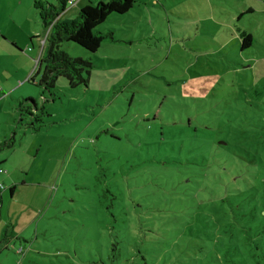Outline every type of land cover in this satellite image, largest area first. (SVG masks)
<instances>
[{"label": "rangeland", "instance_id": "374dc122", "mask_svg": "<svg viewBox=\"0 0 264 264\" xmlns=\"http://www.w3.org/2000/svg\"><path fill=\"white\" fill-rule=\"evenodd\" d=\"M41 1L57 4L0 0V143L15 139L0 152V264H192L188 248L206 243L193 239L195 218L208 201L188 188L190 167L179 162V144L209 127L215 134L203 138L218 143L228 113L249 130L244 150L253 153L259 172L256 180L249 176L256 191L245 208L235 200L233 208L223 206L237 231L233 239L224 226L222 246L232 240L240 248L250 245L239 264H264V164L258 163L264 133L255 128L257 121L264 126V10L239 20L222 12L235 9V2L213 0V21L236 28L224 35L250 33L254 44L243 52L238 45L222 49L224 61L195 63L194 49L205 56L215 49L208 37L215 25L205 19L212 6L137 0L128 14H113L96 28L106 36L96 53L61 45L92 65L86 68L91 75L84 73L88 83L71 88L61 78L47 91L38 86L45 67L38 63L49 53L36 9ZM187 3L200 22L177 14ZM74 7L64 19L83 9L68 4L66 11ZM24 99L37 103L38 130L33 118L18 112Z\"/></svg>", "mask_w": 264, "mask_h": 264}, {"label": "trees", "instance_id": "16d2710c", "mask_svg": "<svg viewBox=\"0 0 264 264\" xmlns=\"http://www.w3.org/2000/svg\"><path fill=\"white\" fill-rule=\"evenodd\" d=\"M69 2L70 0H57V4L42 2L36 4V9L40 11L44 32L47 34L46 42L49 43L47 59H41L38 63L39 66L45 63L38 86L47 91L54 89L56 82L61 78L67 80L71 88H77L88 83L84 73L87 72L90 76L92 72L86 68H91L92 65L83 59L71 58L60 50L61 45L74 43L91 53H96L106 39V36L96 34V28L103 25L113 14H128L135 8L137 0H108L100 2L96 6L90 4L81 9L76 18L61 20L60 18L66 12ZM243 16L244 14L241 15V17ZM211 22L215 26L208 37H211L210 47L215 49L209 50L206 56L203 55L205 54L204 50L194 49V62L195 59L203 56L207 60L219 61L218 59H220L224 61V57L226 59L228 57L225 56L222 48L227 49L228 46L236 47L238 45L241 52L253 47L254 36L252 34L244 32L224 36L225 33L220 31L223 29L222 25L216 21ZM199 33L200 31H197V34ZM212 52L213 54H211ZM249 103L253 105L251 101ZM18 106L20 115L23 113L33 118L35 123L32 124V128L38 130L40 126L37 128L36 125L43 122L38 115L37 103L32 99H24L22 102H18ZM252 112L255 113L256 110L252 109ZM232 116L231 113L225 115L224 126L226 128L220 132V136L223 137L220 140L223 141L219 140L217 143L213 136L203 138L206 134H215L214 129L209 127V132H197L198 134L196 133L197 135L193 136L187 143L180 142L179 144L181 151L177 157L183 158V161L179 162L186 161V166L190 167L187 174L190 179L188 188L191 189L192 186H195V190L208 201L205 204L207 211H202L200 208L195 218L196 228L193 226L195 231L193 239L197 237L206 243L201 245L195 243V248H188L195 254V258L191 260L192 264H239L240 256L248 254L250 250V245L247 248H240L239 241L233 240L229 245L222 246L224 226L234 232L233 239L236 237L237 231V226L232 217L223 213V210L226 209L223 206L230 205L233 208L235 203L233 200H235L241 203L242 208H245L249 204L248 195H252L256 191L249 176H255L256 180L255 172H259L252 160L253 153L247 152L246 155L244 150V135L249 130L244 129L240 124L237 125L238 122ZM190 121L188 125H191ZM255 128L264 133V126L262 127L259 121L256 122ZM262 136L264 137V134ZM205 140L208 141L205 142ZM260 143H263L261 150H264V140ZM13 144H15L14 137L10 142L0 143V152L3 151L4 145L10 147ZM258 163L264 164L261 157ZM2 173L3 171L0 169V174ZM186 179L183 178L180 183L186 184ZM2 188L3 186L0 187V208L3 203ZM15 190L16 187H11L10 193L13 194ZM118 247V243H116L115 250ZM142 253L141 250H138L136 255L142 256ZM221 253L225 254V258L221 257ZM180 255L176 259L183 263L181 259L183 254ZM197 256L200 257L196 259ZM142 260L145 261L144 256H142Z\"/></svg>", "mask_w": 264, "mask_h": 264}, {"label": "crops", "instance_id": "0c3cea01", "mask_svg": "<svg viewBox=\"0 0 264 264\" xmlns=\"http://www.w3.org/2000/svg\"><path fill=\"white\" fill-rule=\"evenodd\" d=\"M83 1L84 0L80 1L78 6H76V8L77 7L79 8V6H81V8H84L85 6H82ZM231 1L235 2V6L233 5L234 6L233 8H235V9H231V11H229L227 9H222V12L225 13V14H228L229 16L233 14L234 17L239 14L238 19L241 17L242 14H244V16H246V15H251V14H253L255 12H260V11H262V9L264 10V0H225V4L226 5L228 3L231 4ZM41 2L44 3L43 1H41ZM206 3H207L208 6H212V8H210V12H207V13H210V17L205 18L206 20H209L211 22V21H213L215 19V17H214L215 13H216L215 6H214V3H213V0H206ZM183 5L184 6L179 5L181 10L178 9L177 10V14L181 15V17H184V18H189V19H192V20H198V22L201 21V17H198V15H199L198 11L193 7V5L191 3H187V4H183ZM74 9H75V7L72 8L71 10H69V11H66L64 13V15L61 16L60 19L61 20H66V19H64V17L68 13H70L72 10H74ZM73 13H77V11L75 10ZM233 18H230L229 20L231 21V20H233ZM241 19H242V17H241ZM241 19H239V20H241ZM218 24L222 25L223 29L220 30V31H222L225 34H227L229 31H236V28H235V26L232 25V22H229L228 24H224V22H220ZM204 32L208 34V32H206V31H204ZM30 34L38 36L39 33H34L33 29H32V32ZM14 42L16 44H18L17 40H14ZM195 60H196L195 63H200V62H202V63H210V61L205 59V58H204V60H202V57H198Z\"/></svg>", "mask_w": 264, "mask_h": 264}, {"label": "built area", "instance_id": "2783aa9c", "mask_svg": "<svg viewBox=\"0 0 264 264\" xmlns=\"http://www.w3.org/2000/svg\"><path fill=\"white\" fill-rule=\"evenodd\" d=\"M80 1L82 0H70L69 4H71L72 6H77Z\"/></svg>", "mask_w": 264, "mask_h": 264}, {"label": "water", "instance_id": "95a60500", "mask_svg": "<svg viewBox=\"0 0 264 264\" xmlns=\"http://www.w3.org/2000/svg\"><path fill=\"white\" fill-rule=\"evenodd\" d=\"M225 144V143H224Z\"/></svg>", "mask_w": 264, "mask_h": 264}]
</instances>
